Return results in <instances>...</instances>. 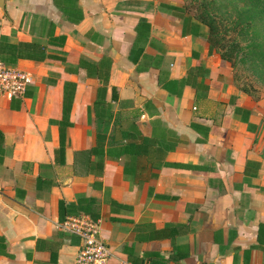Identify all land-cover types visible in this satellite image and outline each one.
<instances>
[{
    "label": "crops",
    "instance_id": "0c3cea01",
    "mask_svg": "<svg viewBox=\"0 0 264 264\" xmlns=\"http://www.w3.org/2000/svg\"><path fill=\"white\" fill-rule=\"evenodd\" d=\"M180 4L4 0L44 57L2 63L33 82L0 95V264H73L81 214L111 263L264 264V97Z\"/></svg>",
    "mask_w": 264,
    "mask_h": 264
},
{
    "label": "trees",
    "instance_id": "16d2710c",
    "mask_svg": "<svg viewBox=\"0 0 264 264\" xmlns=\"http://www.w3.org/2000/svg\"><path fill=\"white\" fill-rule=\"evenodd\" d=\"M239 1L244 4L240 9L245 20L243 26L250 27L255 19L264 21V0ZM215 3L216 0H184L175 9L179 10V16L186 30H192L193 28L198 30L201 25L207 28L206 39L210 47L215 49L222 59L228 61L233 69L240 54L247 56L256 49L254 45H251L245 51L239 45L236 36L226 34L224 28L229 25L222 21V18L219 17L220 13L215 11ZM38 49L34 43L12 40L5 35L0 36V62L5 65H15L18 59H42L44 55ZM260 53L264 55V48L260 50ZM99 77L106 82L107 72L105 74H99ZM68 107L69 105L64 108L66 112Z\"/></svg>",
    "mask_w": 264,
    "mask_h": 264
},
{
    "label": "rangeland",
    "instance_id": "374dc122",
    "mask_svg": "<svg viewBox=\"0 0 264 264\" xmlns=\"http://www.w3.org/2000/svg\"><path fill=\"white\" fill-rule=\"evenodd\" d=\"M243 6L239 0H216L214 7L222 21L229 25L224 28L226 34L236 36L245 51L251 45L256 49L247 56L239 55L233 66L234 81L250 96L264 97V55L260 53L264 48V21L255 19L250 27L243 26L245 20L240 12Z\"/></svg>",
    "mask_w": 264,
    "mask_h": 264
},
{
    "label": "built area",
    "instance_id": "2783aa9c",
    "mask_svg": "<svg viewBox=\"0 0 264 264\" xmlns=\"http://www.w3.org/2000/svg\"><path fill=\"white\" fill-rule=\"evenodd\" d=\"M32 82L33 76L26 70L0 63V95L22 96ZM98 222L81 214L68 217L60 226L79 238L78 252L73 264H128L124 260L110 262L112 253L99 237Z\"/></svg>",
    "mask_w": 264,
    "mask_h": 264
},
{
    "label": "water",
    "instance_id": "95a60500",
    "mask_svg": "<svg viewBox=\"0 0 264 264\" xmlns=\"http://www.w3.org/2000/svg\"><path fill=\"white\" fill-rule=\"evenodd\" d=\"M4 7V0H0V9H3Z\"/></svg>",
    "mask_w": 264,
    "mask_h": 264
}]
</instances>
